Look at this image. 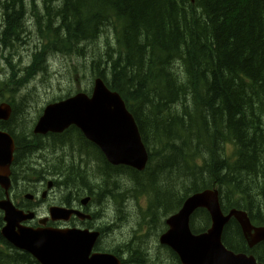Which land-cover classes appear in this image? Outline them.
<instances>
[{
  "label": "trees",
  "instance_id": "trees-1",
  "mask_svg": "<svg viewBox=\"0 0 264 264\" xmlns=\"http://www.w3.org/2000/svg\"><path fill=\"white\" fill-rule=\"evenodd\" d=\"M31 1L0 0L4 51H19L21 32L37 25L44 44L32 47L35 36L30 31L25 35L29 76L50 52L73 56L75 69L102 77L120 92L145 142L160 146L146 170L126 171L115 184L114 172L100 169L107 177L105 186L116 187L108 198L116 201L138 190L149 196L150 207L159 214L178 209L194 192L216 186L226 210L245 209L264 225V0H42L32 3L34 21L29 9L26 15L23 10ZM58 162L47 161V170L70 169L66 188L81 189L90 168L79 171ZM199 213L198 222L207 211ZM143 218L133 238L113 251L127 256L129 264L153 258L145 241L158 235L161 225H148ZM192 228L196 230L194 224ZM225 231L230 248L251 252L264 262V243L250 250L234 220ZM0 264L40 263L0 234Z\"/></svg>",
  "mask_w": 264,
  "mask_h": 264
},
{
  "label": "water",
  "instance_id": "water-1",
  "mask_svg": "<svg viewBox=\"0 0 264 264\" xmlns=\"http://www.w3.org/2000/svg\"><path fill=\"white\" fill-rule=\"evenodd\" d=\"M65 103L63 106L59 104L50 107L41 119L39 127L47 131H61L66 123L78 122L94 139L106 130L107 140L103 144L106 151H112L117 158L134 164L138 169L145 167L148 155L141 143L138 126L126 109L119 93L110 91L102 80L98 79L92 99L81 94ZM2 112L3 108L0 107V113ZM11 159L12 150L8 146H0V162L10 163ZM197 207H205L213 215L220 211L218 191L206 190L193 195L181 211L185 212ZM5 210V219L8 224L4 229V234L18 248L30 252L42 264H119V259L113 254L95 253L91 255V250L99 235L98 232H90L88 229L23 227L18 223L31 218L32 214L26 215L11 206L6 207ZM182 212L168 220L171 228L161 236V242L179 251L182 250L181 254L186 262L192 264H264L258 263L254 256L248 257L245 254L228 251L221 242L219 243L222 225L226 220L221 213V223L215 221L214 231H210L209 234L193 235L186 222L189 221V214L186 215V212L184 215ZM70 213L69 210L58 208L54 211V217L68 218ZM233 213L241 221L246 232L253 228L246 213L241 211ZM17 224L20 228L16 230ZM247 235L250 236L249 241L253 245L264 239V227L257 228L252 235ZM213 244L217 247L214 248ZM209 246L213 250L209 249Z\"/></svg>",
  "mask_w": 264,
  "mask_h": 264
},
{
  "label": "flooded vegetation",
  "instance_id": "flooded-vegetation-1",
  "mask_svg": "<svg viewBox=\"0 0 264 264\" xmlns=\"http://www.w3.org/2000/svg\"><path fill=\"white\" fill-rule=\"evenodd\" d=\"M15 70H17L16 67L12 73L18 71ZM9 99L10 98H7V95L5 96L0 95V104L3 102L10 103ZM30 115L31 113L26 109L25 104L24 105L19 104L18 106H14L12 108V112L10 113L9 117L7 119L0 120V132L14 135L17 141V149L21 150L20 152L21 158L20 160H17V161H21L22 163L21 168L19 170H15L13 167L15 163H13L11 167L12 169L10 171L11 186L9 188V191L12 200L14 201L15 205L18 208L24 209L25 211H35L38 216H42V215L44 216L43 210L45 206V200L42 196L41 197L43 199L37 198L35 200V198L37 197V194L40 192L41 189H43V192L46 189V186L44 185L45 176L41 171L39 172L36 171L29 175L30 171L28 167V165H31V170H32L38 168L37 167L38 164L40 165L42 164V158H43L42 154H44V150L41 148L36 149L37 151L35 152L34 156L32 153L28 154L27 151L22 152V148H25V150H27L34 146L32 144V141H29L25 137H20L23 134H30V132L32 133L34 130L35 120L34 118L30 119ZM24 123H26L25 126ZM55 187L56 186H54L53 189H55ZM46 190L47 192L49 191L48 189ZM29 193L30 195H32L31 197L28 195ZM6 195H7L6 189H4L0 185V199L5 198ZM79 201H74L73 205L78 206ZM0 215L3 216L2 211H0ZM2 219L4 220V218ZM39 220L40 218L37 220L36 219L28 220L25 221L23 224L32 227H39L40 226ZM56 225L75 226L78 225V222L76 220L70 221L69 223L57 222ZM1 226L2 225H0V228ZM85 226L87 227V225Z\"/></svg>",
  "mask_w": 264,
  "mask_h": 264
},
{
  "label": "rangeland",
  "instance_id": "rangeland-1",
  "mask_svg": "<svg viewBox=\"0 0 264 264\" xmlns=\"http://www.w3.org/2000/svg\"><path fill=\"white\" fill-rule=\"evenodd\" d=\"M29 9V6L28 7H24L23 8V10H24V15H26V12H27V10ZM101 42H104L105 43V41H99V43H101ZM18 50H19V48H20V46L18 45ZM26 48V51H29L30 49L28 48V46L27 47H25ZM70 64H72V62H70ZM60 65H64L65 67H61V66H58V67H54V69H53V71L51 72V77H55V78H57L60 82H62V83H59V85L57 86V88H56V91H58V92H60L61 90H66V88L68 87V84H66V82H64V77L66 76V74L68 73V71H69V64L67 63V62H65V61H63L62 63H60ZM60 68V69H59ZM86 76H87V78H89L90 77V75L89 74H86ZM43 84H44V81L42 82ZM86 88V87H88V88H90L91 86H89V83L87 82V81H85V80H82V81H79V82H76L75 83V88L76 89H79V88ZM38 88H42L41 86H40V84L38 85ZM39 92V91H38ZM42 96L41 95H38V96H34L35 98L37 97L38 99H40V101H39V104L38 105H40L41 104V102H44L45 100H46V96L47 95H54V93L53 92H48V93H46L45 91H43L42 93ZM34 106H37V104L36 103H34ZM36 108V107H35ZM53 151H52V149H50V148H46L45 150H44V154L47 156V157H51L52 156V153ZM88 155H83L82 154V159H83V162H84V166H82V165H80L79 163L77 164V165H72V168H74L75 170H79V171H84V170H86V169H89L90 168V170H91V172H88V170H87V173H88V175H90L89 176V180L91 181V182H93L96 186H98L99 185V187H101V181L100 180H102L103 182H105L106 180H107V177H106V175H104L103 173H102V171L101 170H103V166H102V164H101V162L99 161V160H93V159H91V161H86V157H87ZM71 160L73 161L74 159L76 160V157H74V156H71ZM70 160V161H71ZM65 161V160H64ZM59 163V162H58ZM58 163H56L55 165H57ZM89 165H90V167H89ZM101 169V170H100ZM99 180V181H98ZM114 180H115V178H114ZM113 180V181H114ZM129 185H131L132 187L134 186L133 185V183H130ZM56 192H57V194L58 195H60V196H62L63 195V193L61 192V190H59V187L56 189ZM51 199L52 200H59V197L58 196H56V195H54V194H52V197H51ZM135 206H136V203L135 202H130L129 204H128V207H129V209L130 210H133L134 208H135ZM127 230H128V228H123V229H120L119 231H117L116 233H115V235H113L111 238H118V237H122V236H124L125 234H126V232H127ZM158 235H152L151 236V238L149 239V240H147V241H145V243H147V244H150L153 240H155L156 239V237H157ZM111 242V241H110ZM154 242V241H153ZM105 243H107V244H115V243H109V241L107 240V241H105ZM155 243V242H154ZM151 246H149L150 247V253L151 254H153V255H155V254H157L158 253V248L153 244V243H151L150 244ZM154 250V251H153ZM152 251V252H151Z\"/></svg>",
  "mask_w": 264,
  "mask_h": 264
},
{
  "label": "bare ground",
  "instance_id": "bare-ground-1",
  "mask_svg": "<svg viewBox=\"0 0 264 264\" xmlns=\"http://www.w3.org/2000/svg\"><path fill=\"white\" fill-rule=\"evenodd\" d=\"M184 12V11H183ZM187 26V25H186ZM104 27V26H103ZM108 28H110V27H108ZM194 31V30H193ZM112 33H113V31H112ZM115 41V40H114ZM102 46H104L103 44H102ZM114 55V54H113ZM179 59V58H178ZM111 60V59H110ZM109 60V61H110ZM108 62V61H107ZM110 64V63H109ZM184 64V63H183ZM180 70V69H179ZM110 73V72H109ZM178 73H179V71H178ZM183 73V72H182ZM185 74V73H184ZM186 76V75H185ZM180 77V76H179ZM1 78V77H0ZM263 95V94H262ZM256 98V97H255ZM254 99V98H253ZM264 100V99H263ZM250 102V101H249ZM255 103H257L256 101H255ZM254 103V104H255ZM261 107V106H260ZM255 109V108H254ZM256 109H258V108H256ZM259 111V110H258ZM255 112V111H254ZM258 113V112H257ZM260 114V113H259ZM150 122V121H149ZM262 124V123H261ZM260 124V125H261ZM263 126V125H262ZM258 127V126H257ZM264 127V126H263ZM259 128V127H258ZM260 129V128H259ZM206 153V152H205ZM175 166V165H174ZM175 172V171H174ZM42 174V173H41ZM43 179V178H42ZM30 180H32V179H30ZM99 181V180H98ZM29 182V181H28ZM100 194H102V195H105V194H103V192L101 191V192H99ZM101 197H103V196H101ZM112 198V197H111ZM186 199V198H185ZM161 200V199H160ZM123 213H124V211L123 210H121L120 212H119V216H122L123 215ZM136 240V239H135ZM161 247V246H160ZM124 248V247H123ZM115 250V249H114ZM152 252V251H151ZM150 253V252H149ZM156 263V262H155Z\"/></svg>",
  "mask_w": 264,
  "mask_h": 264
}]
</instances>
